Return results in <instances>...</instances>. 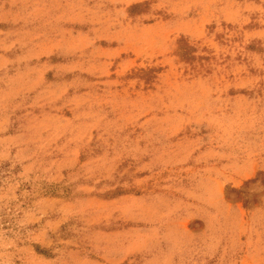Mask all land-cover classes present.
Instances as JSON below:
<instances>
[{
  "label": "rangeland",
  "instance_id": "1",
  "mask_svg": "<svg viewBox=\"0 0 264 264\" xmlns=\"http://www.w3.org/2000/svg\"><path fill=\"white\" fill-rule=\"evenodd\" d=\"M0 264H264V0H0Z\"/></svg>",
  "mask_w": 264,
  "mask_h": 264
}]
</instances>
